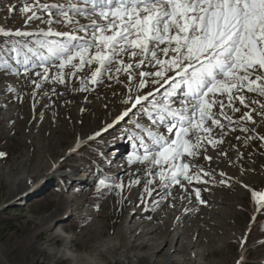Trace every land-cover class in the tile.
I'll list each match as a JSON object with an SVG mask.
<instances>
[{
	"label": "rangeland",
	"instance_id": "obj_1",
	"mask_svg": "<svg viewBox=\"0 0 264 264\" xmlns=\"http://www.w3.org/2000/svg\"><path fill=\"white\" fill-rule=\"evenodd\" d=\"M32 4L36 0H0L4 33H31L0 34V264H161L168 257L178 264H264V207L255 216L252 212L254 195L264 193V140L259 138L264 136L259 106L264 97L246 89L232 100L217 93L224 103L212 111L223 128L206 120L210 133L185 137L193 143L199 137L200 146L196 155L171 162L187 163L192 177L178 175L179 183H174L170 165L129 162V157L154 156L159 147L153 137L175 139L181 120L172 111L190 109L185 101L193 99L187 78L173 73L159 84L155 73L163 65L148 60L141 69L143 57L133 60L130 55L117 59L133 65L135 82L115 62L106 66L112 75L102 71L98 84L92 80L99 63L77 59L61 69L60 46L71 44L74 54L78 45L95 42L90 54L95 56L99 42L89 31L92 20L73 10L74 22L68 24L58 9L39 5L43 18L32 20L36 13L24 11ZM68 34L82 37L73 41ZM160 56L171 59L163 52ZM81 63L82 71L77 70ZM146 71L150 87L143 89ZM61 74L63 83L56 79ZM177 75L181 79L173 84ZM178 85H183L180 95L173 96ZM240 96L249 98V107ZM142 97L145 103L136 107ZM249 112L255 124L244 119ZM187 115L197 118L194 110ZM172 124L177 128L168 133ZM209 138L223 143L213 146ZM214 199L216 207L211 206ZM175 222L177 230L193 232L197 244L188 256L173 251L178 245L173 231L160 252L151 249L159 240L139 247L149 237L139 235L142 229L151 232Z\"/></svg>",
	"mask_w": 264,
	"mask_h": 264
},
{
	"label": "snow or ice",
	"instance_id": "obj_2",
	"mask_svg": "<svg viewBox=\"0 0 264 264\" xmlns=\"http://www.w3.org/2000/svg\"><path fill=\"white\" fill-rule=\"evenodd\" d=\"M83 4L85 6L83 9L76 4H72L71 7L92 20L89 31L99 42V48L95 56L91 57L95 42L78 45L74 54L71 44L60 46L56 55L61 62L57 67L66 68L77 59L85 62L90 60L93 64L99 63L100 70L94 73L95 79L92 80L93 84H98L102 71L109 76L112 75L106 66L115 62L121 66L120 71L126 69L128 74H132L131 78L135 82L137 76L133 74V65L125 64L124 59H117L118 56L130 55L133 60L137 56L143 57L138 65L141 69L148 60L154 63L159 61V64L163 65V70L155 73L160 77L156 81L159 84L169 80L173 73H182L191 87L188 95L193 99L185 101L186 104L191 105L190 109L172 111V115L174 117L179 115L181 120L175 139L169 142L163 136L153 137L154 143L159 147L154 156L150 154L130 156L129 162L136 159L141 162L150 160L155 165L168 164L175 169L171 175L174 183H179L176 179L178 175H183L184 179L190 181L192 177L187 175L189 165L187 163L174 165L171 162L184 154L196 155L194 149L200 146L199 137L196 143L185 137L190 132L201 130L210 133L211 128L204 126L206 120H211L213 125L223 128L220 121L214 118L212 111L217 104L224 103L216 99V94L226 93L228 99L232 100L236 99L234 93L246 89L249 93L264 97V0H83ZM37 5L46 11L58 9L68 24L74 22L75 17L60 4L43 5L40 4V0H36V4L24 9L25 13H36L31 17L32 20L43 18L36 10ZM12 11L15 12L16 8ZM0 34L31 35L23 31L4 33L2 28ZM51 35L61 34L52 32ZM68 35L73 41L81 39L78 36ZM160 52L165 53V56H171V59L161 57ZM159 64L156 66L158 67ZM84 66L85 64L81 63L77 70L82 71ZM148 66L153 67V64ZM40 67L45 73L47 72L43 64ZM194 69L198 70L194 71ZM27 71L28 69L25 68V74ZM116 75L119 76V72ZM143 75L145 80L142 87L148 89L150 84L147 78L151 74L146 71ZM73 77H75L74 73ZM56 79L65 82L62 74ZM178 79H181L180 75L172 78L171 82L175 84ZM182 86L178 85L177 91L172 95H180L179 88ZM147 99L151 100L152 97L148 96ZM239 99L246 107L250 106L246 103L249 99L247 96H240ZM126 102L132 104L133 100L129 99ZM144 103L145 99L142 97L136 107ZM251 103H259V101H251ZM259 106L264 109V103H259ZM232 107L237 112L241 111L235 105ZM191 110L196 112L197 118L187 115ZM131 115L132 112H129L128 116ZM244 119L256 123L251 112ZM176 128V124L170 125L168 133H172ZM259 138L264 140V136ZM208 142L213 146L223 143L222 140L211 138ZM145 153H148L147 148ZM208 159L212 158L208 157ZM159 176L161 180L165 179L163 170ZM100 183L103 185L104 181ZM256 195L260 197V193ZM259 203L264 207V198H260Z\"/></svg>",
	"mask_w": 264,
	"mask_h": 264
},
{
	"label": "bare ground",
	"instance_id": "obj_3",
	"mask_svg": "<svg viewBox=\"0 0 264 264\" xmlns=\"http://www.w3.org/2000/svg\"><path fill=\"white\" fill-rule=\"evenodd\" d=\"M52 0H48V2H41L40 4H43V5H48V4H56V1H52ZM58 4V3H57ZM72 4H76L78 7H80L81 9H83L85 6L83 4V0H68L67 2H64L61 4V7L62 8H65L68 12H72L74 9L71 7ZM51 10H54V9H49L47 11H51ZM35 28H31L30 30L33 31ZM47 32V30H46ZM74 36V35H73ZM63 37V36H62ZM82 37V36H81ZM139 62V61H138ZM177 74V73H176ZM245 93V92H244ZM245 95V94H244ZM248 103V102H247ZM235 123V122H234ZM238 125V124H237ZM210 155V154H209ZM221 166V165H220ZM215 169V168H214ZM43 176H40L39 179H41ZM75 190V189H73ZM260 198H264V193H261L260 194V197H257V195H254V198H253V201H254V204L252 206V212H253V215L255 216L257 214V212L262 208L260 203H259V200ZM184 200V199H183ZM220 201V200H219ZM217 200H212V204L211 206L212 207H216L218 205V203H216ZM209 212H213V211H209ZM179 223L178 222H175L174 224L173 223H169V225H166L164 223V225L162 226L163 229H159V228H155L154 230H152L151 232L150 231H144V229H142L140 232H139V235L140 234H144L146 232V234L149 235V237L147 238V241L146 242H142L140 244L139 247L141 248H144L146 246H148L150 242L152 241H156V240H159V245H153L151 246V249L156 251V252H160L161 249V245L165 243V241L167 242V239L169 238V235L171 234V232L173 231V238L176 237V244L178 243L177 247L175 246L173 251L177 252L178 253H183L184 255L188 256V251H189V248H193L194 246H196V241H194L192 238H191V235H193V232H191L190 230L188 231H180V230H177L176 227H178ZM161 228V227H160ZM134 230H132L133 232ZM137 233V232H136ZM156 233V236L157 235H161V237H157L154 238V237H151L152 234H155ZM136 235V234H135ZM139 235H136L135 239L136 238H139L138 236ZM183 236L185 237V241L183 240ZM157 242V241H156ZM164 242V243H163ZM115 247H113V249H115ZM173 252V253H174ZM99 254H102V250L99 251ZM1 256V255H0ZM142 260V259H141ZM185 261V260H184ZM161 264H178L177 262H175V260H173L171 257H168L166 258L165 260H163L161 262Z\"/></svg>",
	"mask_w": 264,
	"mask_h": 264
}]
</instances>
